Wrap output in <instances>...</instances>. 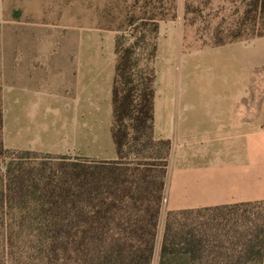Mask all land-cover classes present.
Instances as JSON below:
<instances>
[{"label": "trees", "instance_id": "16d2710c", "mask_svg": "<svg viewBox=\"0 0 264 264\" xmlns=\"http://www.w3.org/2000/svg\"><path fill=\"white\" fill-rule=\"evenodd\" d=\"M174 2L133 0V30L117 29V158L6 148L0 108V264H153L171 152L155 137V61ZM228 35L216 44L264 36V0ZM157 264H264V200L169 210Z\"/></svg>", "mask_w": 264, "mask_h": 264}, {"label": "crops", "instance_id": "0c3cea01", "mask_svg": "<svg viewBox=\"0 0 264 264\" xmlns=\"http://www.w3.org/2000/svg\"><path fill=\"white\" fill-rule=\"evenodd\" d=\"M181 30L161 24L157 52L155 137L171 141L164 222L169 210L264 200V37L187 52ZM115 39L85 27L73 44L5 53L4 146L117 158Z\"/></svg>", "mask_w": 264, "mask_h": 264}, {"label": "rangeland", "instance_id": "374dc122", "mask_svg": "<svg viewBox=\"0 0 264 264\" xmlns=\"http://www.w3.org/2000/svg\"><path fill=\"white\" fill-rule=\"evenodd\" d=\"M248 1L175 0L176 16L159 23L158 47L161 24L181 27L183 49L187 52L264 37H242L222 45L216 44L219 30L220 36L229 39L228 31L237 26ZM132 4L133 0H4L5 21L0 23V108L3 109L5 53L18 52L21 48L40 49L51 40L59 42L62 47L68 43L73 44L80 29L85 27L108 29L116 33L122 27L130 32L133 28L126 26V12ZM144 55H147V50ZM155 65L158 68L157 57ZM113 151L117 156L115 148ZM88 155L96 159L104 158L102 155ZM42 158L34 157L31 161L38 162ZM163 223L164 213L159 219L153 264L158 263Z\"/></svg>", "mask_w": 264, "mask_h": 264}]
</instances>
